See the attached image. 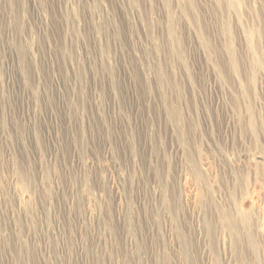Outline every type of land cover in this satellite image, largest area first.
I'll return each mask as SVG.
<instances>
[{
	"label": "rangeland",
	"instance_id": "374dc122",
	"mask_svg": "<svg viewBox=\"0 0 264 264\" xmlns=\"http://www.w3.org/2000/svg\"><path fill=\"white\" fill-rule=\"evenodd\" d=\"M0 264H264V0H0Z\"/></svg>",
	"mask_w": 264,
	"mask_h": 264
},
{
	"label": "bare ground",
	"instance_id": "6f19581e",
	"mask_svg": "<svg viewBox=\"0 0 264 264\" xmlns=\"http://www.w3.org/2000/svg\"><path fill=\"white\" fill-rule=\"evenodd\" d=\"M257 59V58H256ZM259 61V60H258Z\"/></svg>",
	"mask_w": 264,
	"mask_h": 264
}]
</instances>
